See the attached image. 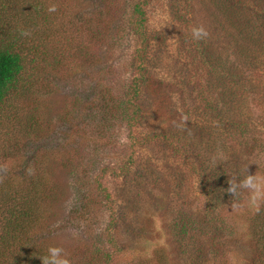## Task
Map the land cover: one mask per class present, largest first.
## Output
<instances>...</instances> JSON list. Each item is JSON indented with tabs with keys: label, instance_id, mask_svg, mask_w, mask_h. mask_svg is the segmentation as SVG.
Listing matches in <instances>:
<instances>
[{
	"label": "rangeland",
	"instance_id": "1",
	"mask_svg": "<svg viewBox=\"0 0 264 264\" xmlns=\"http://www.w3.org/2000/svg\"><path fill=\"white\" fill-rule=\"evenodd\" d=\"M102 1L85 0L76 19H90ZM136 2L120 0L108 30L104 23L98 26L104 47L96 61L86 60L89 23L76 29L67 14L52 30L40 28L50 34L42 47L47 53L39 62L38 50L17 92L0 104V164L28 163L39 149L56 153L58 147L54 158L66 163L78 142L85 147L81 161L72 168L50 167L59 197L41 228L44 240L90 264L100 254L110 256L100 264H155L160 249L174 264H186L187 255L176 250L174 230L181 219L198 224L206 202L215 199L217 166L233 171L226 173L237 181L247 175L261 180L258 195L244 188L242 209L251 212L264 195V47L247 45L249 70L256 77L246 85L252 94L229 93L238 80L226 62L233 50V0H147L139 38L130 29ZM256 20L251 19L252 27ZM194 28L207 35L195 39ZM137 52L142 59L133 61ZM139 65L144 80L135 102L141 116L132 125L117 114L104 121V141L90 153L95 139L85 141L82 130L93 116V86L100 83L120 97ZM229 222L236 231L223 240L226 255L229 264H240L247 253V224Z\"/></svg>",
	"mask_w": 264,
	"mask_h": 264
},
{
	"label": "trees",
	"instance_id": "2",
	"mask_svg": "<svg viewBox=\"0 0 264 264\" xmlns=\"http://www.w3.org/2000/svg\"><path fill=\"white\" fill-rule=\"evenodd\" d=\"M67 1H70V7L67 6ZM119 1L103 0L101 9L90 13V19L82 23L76 17L80 15L85 0H0V104L4 103L11 93L17 92L26 67L36 61L38 50L39 62L41 56L47 53L42 47L43 42L50 39V34L42 32L43 30H40L42 26L52 30L58 25L57 20L65 19L68 17L67 14L73 15V19L76 20L73 27L76 29L79 25L89 23L87 25L91 39L86 60L96 61L99 49L101 46L104 47L103 32L98 30V26L102 29L104 23L106 29L110 27L109 20L113 17L115 6ZM146 2L147 0H138L131 9L130 29L138 38L144 32ZM233 3L235 12L230 36L233 50L228 54L226 62L230 61V64H233L232 72L235 74L234 78L238 80L229 87L228 92L233 93L241 89L247 94H252L246 85L251 84L256 77L249 70L251 49L247 45L252 44L253 49L259 48L258 51L264 47V0H233ZM253 18L257 19L255 27L251 24ZM26 26L25 31L22 28ZM35 39L37 44L34 43ZM100 41L101 44H98ZM69 49H73V46ZM136 56L139 60L142 59L137 52L133 61ZM62 57L63 52L59 56L56 55L55 59L59 62ZM226 62H222L219 67L225 66ZM138 64H141V61ZM143 80L144 76L139 65L137 76L133 77L129 84L127 83L128 86L120 97L114 96L111 89H108L109 91L102 89L100 83L93 86V101L95 100L93 116L91 115V121L82 130L85 141L87 138L95 139L93 145L91 144L93 148L90 149V153L98 147L96 142L103 139L100 135L105 132L104 121L114 120V115L117 114L119 121H126V124L132 125L141 116L142 109L135 99ZM238 125H242L241 119H238ZM243 128L244 125L237 126L239 132ZM40 132L39 139L45 135ZM75 144L78 148L72 147V153H68L65 157L66 163L58 162L54 158L60 154L61 147H58L56 153L54 149L51 151L39 149L28 163H20L10 168H3V164H0V264H43L41 258L51 245L41 236V228L50 218L51 209L59 197L57 185L53 179L50 180V167L58 163L63 168H68L69 165L72 168V164L77 163L83 155L80 150L85 149L78 142ZM215 171L218 175L216 189L218 192L214 200L206 202L198 224L191 223L189 219L185 223L186 220L181 219L180 225L174 230L177 252L187 255L186 264H229L223 240H228L227 238L236 231V225L229 221H237V223L240 221L247 224V253H244V261L240 264H264V195L257 198L256 206L251 212H247L241 208L247 195L244 188L237 187L233 194L227 191L230 187L229 183L239 182L234 177V173L233 175L226 173L233 171L220 165ZM79 178L77 180L81 182V177ZM108 197L109 195L106 194L105 198ZM84 198L88 202V198ZM158 251H155L153 257L155 264H174L163 249ZM75 253L73 251L71 256L65 253L70 264L92 263V260L83 262ZM100 256L96 258L94 264L107 262L110 259L109 255L104 258Z\"/></svg>",
	"mask_w": 264,
	"mask_h": 264
},
{
	"label": "clouds",
	"instance_id": "3",
	"mask_svg": "<svg viewBox=\"0 0 264 264\" xmlns=\"http://www.w3.org/2000/svg\"><path fill=\"white\" fill-rule=\"evenodd\" d=\"M206 35L207 33L203 30V28L193 29V37L195 39H201ZM229 185L230 187L227 189V191L232 194L236 191L237 187L249 189L255 195H258L261 191V180L255 175H247L243 180L239 181L238 183L233 182L229 183ZM254 199L255 196L253 200ZM41 259L43 264H70L63 249L55 246H50Z\"/></svg>",
	"mask_w": 264,
	"mask_h": 264
}]
</instances>
